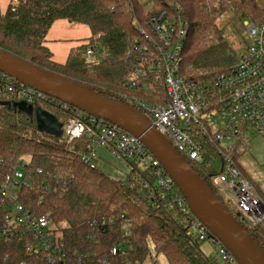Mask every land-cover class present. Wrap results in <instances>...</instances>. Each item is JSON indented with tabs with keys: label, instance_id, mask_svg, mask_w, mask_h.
Returning a JSON list of instances; mask_svg holds the SVG:
<instances>
[{
	"label": "trees",
	"instance_id": "obj_1",
	"mask_svg": "<svg viewBox=\"0 0 264 264\" xmlns=\"http://www.w3.org/2000/svg\"><path fill=\"white\" fill-rule=\"evenodd\" d=\"M12 1L0 11V49L116 101L113 92H127L121 86L129 78L141 38L135 24L152 14L165 11L176 16L181 11L187 35L180 55V74L202 83L226 73L241 56L217 21L226 13L241 23L264 21V8L257 0H149V10L138 0ZM57 21L84 25L89 32L81 52L72 50L62 64L53 60L45 44L49 29ZM89 48L96 51L97 60L86 63ZM17 103L10 96L0 99V170L6 173L16 161L28 159L24 173L29 186L21 191L19 202L35 215L48 217L77 259L84 264H143L151 259V245L154 258L163 256L166 264H218L201 251L202 242L189 233L188 219L169 206V196L153 199L138 185L145 179L151 183L144 172L127 166L129 173L119 182L99 169L97 161L90 168L81 160L89 138L68 142L41 133L34 115L18 110ZM31 106L54 116L63 126L72 118L56 104L38 100ZM199 141L205 160L201 166L191 167L229 210L212 185V176L223 172V162L214 144ZM244 146L247 149L246 136L242 135L233 151L234 161L264 202V194L239 164V149ZM175 193L181 195L176 188ZM2 214L0 206V230ZM245 229L264 250V222ZM114 247H122V253L111 256ZM26 258L21 245L0 240V264H20Z\"/></svg>",
	"mask_w": 264,
	"mask_h": 264
},
{
	"label": "built area",
	"instance_id": "obj_2",
	"mask_svg": "<svg viewBox=\"0 0 264 264\" xmlns=\"http://www.w3.org/2000/svg\"><path fill=\"white\" fill-rule=\"evenodd\" d=\"M135 28L141 38L134 50L129 78L121 86L128 93L114 94L117 101L143 114L190 166L204 163L200 139L214 144L223 162V172L212 176V185L244 228L260 225L264 222V202L237 168L233 151L242 135L246 136V143L253 134L264 139V21L243 22L250 41L246 53L226 73L208 83L189 80L180 74V55L187 35L181 11L176 16L165 11L154 13L135 24ZM86 56H96V51L89 48ZM140 94L161 101L150 102ZM4 96L29 106L39 100L69 111L72 118L62 125L60 138L68 142L89 138L87 153L81 158L84 164L94 168L97 150L101 149L124 166L137 167L151 180V183L146 179L138 182L141 188L147 189L153 199L169 196V206L188 219L189 233L200 242L217 244L215 254L223 262L236 264L191 213L183 196L175 193L177 187L139 138L2 74L0 99ZM245 151L246 147H241L239 155ZM2 164L0 159V167ZM26 165L18 160L6 173L0 170L3 210L0 240L22 246L28 258L20 264H84L65 246L48 217L35 215L19 202L21 191L29 186L24 173ZM121 253L122 247L110 251L111 256Z\"/></svg>",
	"mask_w": 264,
	"mask_h": 264
},
{
	"label": "water",
	"instance_id": "obj_3",
	"mask_svg": "<svg viewBox=\"0 0 264 264\" xmlns=\"http://www.w3.org/2000/svg\"><path fill=\"white\" fill-rule=\"evenodd\" d=\"M0 73L139 138L173 181L191 213L215 241L230 253L236 264H264V250L213 194L204 180L135 108L92 91L85 85L52 74L2 49ZM15 106L28 116L34 115L39 132L55 138L61 137L62 125L54 116L41 109H33L24 102Z\"/></svg>",
	"mask_w": 264,
	"mask_h": 264
},
{
	"label": "rangeland",
	"instance_id": "obj_4",
	"mask_svg": "<svg viewBox=\"0 0 264 264\" xmlns=\"http://www.w3.org/2000/svg\"><path fill=\"white\" fill-rule=\"evenodd\" d=\"M9 0H0V11L3 12L8 4ZM259 5L264 8V0H257ZM138 2L142 5H146V10H149L150 5H148L149 0H138ZM12 3H17L15 0ZM67 23V22H66ZM81 28H85L87 34L84 33L85 36L81 35L85 38H65L61 40L59 43L63 45L64 49L67 53H54L53 60L62 64L66 61L68 57V53L72 50L75 52H81L80 47L83 45L89 35L88 29L84 25H78L74 23H69ZM217 25L220 28L224 29V35L228 42L233 47L234 51L239 55H244L246 53L247 47L250 43L249 39L245 35L243 23L238 20L232 19L231 13H226L217 21ZM46 44L48 42H45ZM50 50L55 51V43H49ZM86 63L95 62L97 60L96 56H84ZM117 94V92H113ZM97 167L108 174L111 178L116 181L124 182L129 170L123 164L117 162L115 158L110 155L107 151L97 150ZM24 163H28V159L23 160ZM239 164L242 166L246 175L258 186L259 191L264 194V139L255 136L254 134L250 136L247 142V149L245 153L240 156ZM61 227H65L62 225ZM149 250L151 252V259H148L143 264H166V261L163 256H158L154 258L155 255L152 251V246L149 245ZM201 251L209 258L215 259L218 264H223V261L220 256L216 255L215 252H218V245L212 242H202ZM153 258V259H152Z\"/></svg>",
	"mask_w": 264,
	"mask_h": 264
},
{
	"label": "crops",
	"instance_id": "obj_5",
	"mask_svg": "<svg viewBox=\"0 0 264 264\" xmlns=\"http://www.w3.org/2000/svg\"><path fill=\"white\" fill-rule=\"evenodd\" d=\"M66 22L67 21L55 22L47 33L46 42H48V43L47 44L45 43L46 47L50 50V44L49 43H51V44L55 43V47H54L55 51L53 52L50 50V52L52 53L53 56H54L55 52L57 54L63 52V54L65 53V55H67L66 51L63 50L64 49L63 45L59 43L61 40H64L65 38H69V37H71V38H79V37L85 38V37H82L81 35L85 36L84 33L87 34L86 30H84L85 28L83 29L81 27H78V26H75L72 24H68V22L67 23ZM69 53H68V55H69Z\"/></svg>",
	"mask_w": 264,
	"mask_h": 264
}]
</instances>
